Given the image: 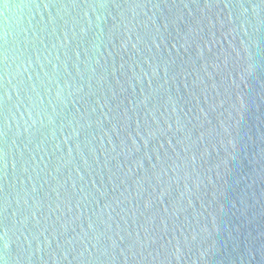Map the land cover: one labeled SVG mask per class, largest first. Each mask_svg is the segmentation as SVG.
Instances as JSON below:
<instances>
[{
  "label": "water",
  "instance_id": "95a60500",
  "mask_svg": "<svg viewBox=\"0 0 264 264\" xmlns=\"http://www.w3.org/2000/svg\"><path fill=\"white\" fill-rule=\"evenodd\" d=\"M0 264H264V0H0Z\"/></svg>",
  "mask_w": 264,
  "mask_h": 264
},
{
  "label": "clouds",
  "instance_id": "9594fccd",
  "mask_svg": "<svg viewBox=\"0 0 264 264\" xmlns=\"http://www.w3.org/2000/svg\"><path fill=\"white\" fill-rule=\"evenodd\" d=\"M4 247H5V248L8 247L7 241H5Z\"/></svg>",
  "mask_w": 264,
  "mask_h": 264
}]
</instances>
